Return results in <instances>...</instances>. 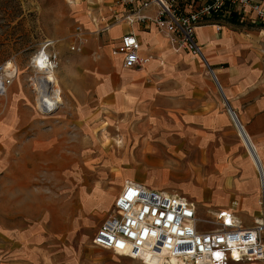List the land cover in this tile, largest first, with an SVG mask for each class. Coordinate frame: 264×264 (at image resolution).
Wrapping results in <instances>:
<instances>
[{
	"label": "crops",
	"instance_id": "obj_1",
	"mask_svg": "<svg viewBox=\"0 0 264 264\" xmlns=\"http://www.w3.org/2000/svg\"><path fill=\"white\" fill-rule=\"evenodd\" d=\"M66 1L75 21L96 33L83 45L85 51L93 50L96 56L71 51L70 40L59 42L60 66L56 76L62 106L48 118L49 126L41 125L42 119L35 118L33 133L24 127L15 134L18 139L12 138L10 132L8 141L0 142L2 149L19 152L14 161L0 164V170L7 169L0 175V264L25 263L34 251L32 244L37 246L41 240L49 215L42 211V193L28 195L25 188L16 186L42 181L37 174L41 168L61 166V153L57 150L64 140L70 139L71 123L87 127L89 120L106 114H121L131 120L122 129L130 127L133 140L137 132L145 131L146 136L136 137L137 154L131 163L156 168L164 182L170 178L178 180L182 192L170 189L168 184L149 185L140 175L126 180L184 194L201 217L205 216L206 207L213 206L210 211L228 209L243 224H252L263 208L264 195V26L252 23L255 20L250 12L240 15L227 11L222 16L231 20L229 16L234 13L236 21L221 23V16H217L220 29L211 22L196 27L201 53L177 52L169 46L167 34L152 24L145 27L122 20L104 29L115 13L124 11L117 0ZM183 1L188 4L190 0ZM125 31L134 32L140 40L141 53L150 55L142 66L123 67L121 54L111 52ZM95 35L103 41H96ZM88 102L98 106L90 109ZM229 107L244 134L237 128ZM22 115L27 118L24 112ZM14 122L11 117L7 124ZM7 124L5 133L10 130ZM148 128L155 131L152 140ZM65 149H70V143ZM45 150L50 151L40 153ZM30 151L39 154L29 155ZM173 166L177 172L171 171ZM51 176L57 174L53 172ZM96 194L83 196L81 204L88 208L97 205L103 196ZM107 195L105 206L111 205L106 213L115 197ZM53 214L70 217L61 207L50 213ZM49 221L50 225L55 223L48 217ZM97 251L96 264H147L112 251L107 258L104 252ZM68 252L66 264H73ZM229 264H264V259Z\"/></svg>",
	"mask_w": 264,
	"mask_h": 264
},
{
	"label": "built area",
	"instance_id": "obj_2",
	"mask_svg": "<svg viewBox=\"0 0 264 264\" xmlns=\"http://www.w3.org/2000/svg\"><path fill=\"white\" fill-rule=\"evenodd\" d=\"M117 2L126 8L121 14L115 13L104 29L122 20L145 27L152 24L167 34L174 49L194 54L201 53L196 27L211 22L220 29L216 17L227 11L250 12L255 21L264 22L263 0H190L188 4L183 0ZM75 29L69 47L80 51L87 41L86 31L80 24ZM55 43L54 38L46 37L31 56L33 72L28 84L39 113H52L62 104L60 87L55 81V69L59 64ZM140 48L135 33L125 31L111 52L121 54L123 67L135 68L150 59ZM14 75V69L1 61L0 94L7 93ZM230 111L234 120L236 115ZM261 204L260 214L252 224L246 225L228 209L215 210L211 216L201 217L184 194L125 180L108 214L93 233L91 243L147 264H157L156 261L160 264H229L260 260L264 259V195Z\"/></svg>",
	"mask_w": 264,
	"mask_h": 264
},
{
	"label": "rangeland",
	"instance_id": "obj_3",
	"mask_svg": "<svg viewBox=\"0 0 264 264\" xmlns=\"http://www.w3.org/2000/svg\"><path fill=\"white\" fill-rule=\"evenodd\" d=\"M227 21H230L227 15L220 17L219 22ZM252 23L264 26L263 21ZM77 24L79 23L73 18L66 0H0V62H6L10 69L15 71L13 82L7 93L0 94V142L8 141L10 132L12 138L18 139L15 134H18L19 130L24 127L33 133L35 118L37 121L42 119L41 125L43 126L51 124L48 118L53 116L60 107L47 114L39 113L36 109L34 94L28 84V78L33 72L31 56L39 49L46 37L54 38L56 49L59 47V42L61 44L70 40L71 44ZM84 30L87 36L85 46L96 33ZM95 37V40L103 41L99 35ZM84 46L80 51L70 50L83 52L93 57L95 55L92 53L93 50L85 51ZM169 46L172 48L170 42ZM197 62L200 63L201 59L198 58ZM59 66L60 55L59 64L55 69L56 84L59 80L56 76ZM72 105L70 103V111L74 110ZM89 105H91L90 109L98 106L96 103H89ZM22 112L26 114V119L22 118ZM108 115L92 118L87 127L71 123L70 135H68L70 139L64 140V143L60 144V150H57L61 153L59 155L61 166L51 165L52 167L49 168H41L37 174L42 181L22 183L16 186V188H25L28 195L42 193L44 195L42 211L44 215L46 212L49 214L46 218L47 224L41 233V240L37 242V246L32 244L31 249L34 251L30 253L26 262L21 264H66L69 250L73 264H96L97 250H101L105 253V257L109 258V253L113 251L92 245L91 238L98 224L109 212L106 213L111 203L105 206L107 194L113 197L124 181L130 179L129 177L140 175L149 185L168 184L170 189L174 188V191L182 192L179 189L178 180L170 178L169 181L164 182L158 170L155 171L156 168L135 166L131 163V158L137 154L136 137L140 134L145 135V131H135L137 133L133 140L131 133L129 134L130 127L122 129L131 120H127L126 116H121V114L110 115L111 117ZM11 117L15 119V122L8 125ZM29 121L31 124L28 123ZM6 124L10 130L5 133L3 128ZM147 133H150V140L154 139V130L148 128ZM69 143L70 149H65ZM49 151L45 150L40 153H49ZM18 153L17 149L12 148L9 151L0 147V164L3 165L9 160L14 161ZM34 153L39 154L37 151H30L29 155ZM117 160L118 163H116ZM170 168L171 171L177 172L176 166ZM0 171V175H3L7 169L4 167ZM53 172L57 176L52 177ZM95 193L99 198L103 196L97 205L88 208L81 204L83 196L88 197ZM57 207L65 209L66 214L68 212L70 215L69 219H66L67 215L59 217L55 214L50 215L56 211ZM214 208L213 206L206 207L204 217L211 216L210 209ZM48 217L55 221L53 225H50V221L48 222ZM27 221L33 223L32 220Z\"/></svg>",
	"mask_w": 264,
	"mask_h": 264
},
{
	"label": "bare ground",
	"instance_id": "obj_4",
	"mask_svg": "<svg viewBox=\"0 0 264 264\" xmlns=\"http://www.w3.org/2000/svg\"><path fill=\"white\" fill-rule=\"evenodd\" d=\"M214 77L216 78L215 75H214ZM219 88H220V87H219ZM234 122H235L237 128L240 130V132H241L242 134H244V130H243V128H242V125H241L240 122L238 121L237 117H234ZM244 137H245V135H244ZM254 155H255V154H254ZM255 157H256V156H255ZM256 161H258L257 158H256ZM258 164H259V162H258ZM259 168H260V167H259ZM260 171H261V169H260ZM260 175L262 176V173H261ZM158 264H160V261H158Z\"/></svg>",
	"mask_w": 264,
	"mask_h": 264
},
{
	"label": "trees",
	"instance_id": "obj_5",
	"mask_svg": "<svg viewBox=\"0 0 264 264\" xmlns=\"http://www.w3.org/2000/svg\"><path fill=\"white\" fill-rule=\"evenodd\" d=\"M232 15H235V14H234V13H232ZM232 15H231V16H229V17H231V18H230V19H231L230 21L234 22V21H236V18H235V16H232Z\"/></svg>",
	"mask_w": 264,
	"mask_h": 264
},
{
	"label": "water",
	"instance_id": "obj_6",
	"mask_svg": "<svg viewBox=\"0 0 264 264\" xmlns=\"http://www.w3.org/2000/svg\"><path fill=\"white\" fill-rule=\"evenodd\" d=\"M229 109L232 110L230 107H229ZM232 111H233V110H232ZM248 145L250 146L249 142H248ZM250 148H251V146H250ZM251 150H252V148H251ZM252 152H253V150H252Z\"/></svg>",
	"mask_w": 264,
	"mask_h": 264
}]
</instances>
